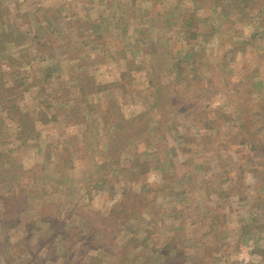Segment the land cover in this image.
Returning <instances> with one entry per match:
<instances>
[{
    "label": "rangeland",
    "instance_id": "obj_1",
    "mask_svg": "<svg viewBox=\"0 0 264 264\" xmlns=\"http://www.w3.org/2000/svg\"><path fill=\"white\" fill-rule=\"evenodd\" d=\"M107 1L0 0V264H264V0Z\"/></svg>",
    "mask_w": 264,
    "mask_h": 264
},
{
    "label": "trees",
    "instance_id": "obj_2",
    "mask_svg": "<svg viewBox=\"0 0 264 264\" xmlns=\"http://www.w3.org/2000/svg\"><path fill=\"white\" fill-rule=\"evenodd\" d=\"M217 3V2H216ZM107 4L109 5V0L107 1ZM4 31L7 33V31L4 29ZM2 35V34H1ZM92 38V37H91ZM24 39H28L26 35H21V34H16V33H13V34H9L4 36L2 35L1 36V40H0V46H2V49L3 50H7V46H12L14 42H18L17 40H20L23 42ZM94 40V39H92ZM12 42V43H11ZM7 44V45H6ZM44 70H46L47 74L49 73V71L52 70V67H47V68H44ZM45 73V71H44ZM162 105V104H161ZM160 105V106H161ZM163 109V108H162ZM142 117V116H141ZM133 119H137L136 116ZM117 128L120 130V129H124L120 124L117 125ZM119 138H122V135H120L117 139H115V142H118L119 141ZM243 145V144H242ZM254 147V146H253ZM259 148V147H258ZM239 157V161H241L242 157H240V155L238 156ZM249 161L250 163H252V160L251 158H249ZM26 202H27V199L25 196H23L21 194V196H17V195H11L9 197H7L6 200H4V204L6 206L5 209H19L21 208V206H26ZM123 210L121 209H114L110 212V215L107 216V217H104V216H101L102 218L104 217L105 219H107V221H109V225L108 226H114V225H110V224H113V222H117L118 219H119V216H122L123 214ZM100 217V218H101ZM0 221L2 222V225H3V228L4 226L6 227H10V228H14V226L17 224V221L14 220L13 222H5V220L3 219H0ZM111 222V223H110ZM9 225V226H8ZM118 225V224H117ZM83 231H81L80 233H82ZM109 232H112V233H115V230L111 227L109 229ZM63 236L67 237V235H65V233H63ZM67 239V238H66ZM72 240V239H71ZM77 240V239H75ZM84 242L82 243V245H85L87 246V243L85 242V240H83ZM147 241V239H143V242ZM142 242V241H141Z\"/></svg>",
    "mask_w": 264,
    "mask_h": 264
},
{
    "label": "crops",
    "instance_id": "obj_3",
    "mask_svg": "<svg viewBox=\"0 0 264 264\" xmlns=\"http://www.w3.org/2000/svg\"><path fill=\"white\" fill-rule=\"evenodd\" d=\"M5 25H6V22H5ZM23 28V26H20L19 27V23L16 21L15 23L11 22V26H9L7 29V33L8 34H13V33H16L18 32L19 33V29L21 30ZM24 29L21 30V35H25V34H28L29 32V29H26V32L23 31ZM5 31H4V27L2 29V32L0 33L3 34ZM12 43V42H11ZM7 45V44H6ZM10 47V45L8 46V48ZM12 48V47H11Z\"/></svg>",
    "mask_w": 264,
    "mask_h": 264
}]
</instances>
